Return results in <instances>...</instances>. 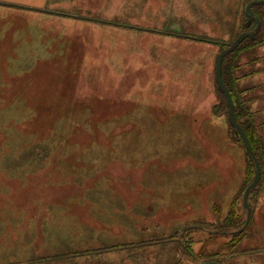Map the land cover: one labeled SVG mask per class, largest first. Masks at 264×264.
Wrapping results in <instances>:
<instances>
[{
  "label": "rangeland",
  "instance_id": "obj_1",
  "mask_svg": "<svg viewBox=\"0 0 264 264\" xmlns=\"http://www.w3.org/2000/svg\"><path fill=\"white\" fill-rule=\"evenodd\" d=\"M250 2L0 5V264L18 224L63 203L99 204L103 239L31 264H264V164L246 226L255 174L217 84L224 45L254 26ZM231 65L242 120L264 141V41ZM240 220L234 243L209 226Z\"/></svg>",
  "mask_w": 264,
  "mask_h": 264
},
{
  "label": "crops",
  "instance_id": "obj_2",
  "mask_svg": "<svg viewBox=\"0 0 264 264\" xmlns=\"http://www.w3.org/2000/svg\"><path fill=\"white\" fill-rule=\"evenodd\" d=\"M50 3L51 0H0L1 6L39 12L47 11ZM40 205L45 211L41 215L33 211L35 220L28 225L18 224L15 233L19 240L3 247L4 255L8 254L10 259L4 264H31L43 257H80L97 248L98 240H102V235L106 233V229L100 228L103 220L100 222L99 204ZM108 210L110 214L117 215L124 208H120L118 204H109ZM0 246L2 247L1 244ZM42 262L47 263L49 260L44 259L40 263Z\"/></svg>",
  "mask_w": 264,
  "mask_h": 264
},
{
  "label": "trees",
  "instance_id": "obj_3",
  "mask_svg": "<svg viewBox=\"0 0 264 264\" xmlns=\"http://www.w3.org/2000/svg\"><path fill=\"white\" fill-rule=\"evenodd\" d=\"M254 9H255V11H254ZM252 10L256 14V16H259V19H260L259 30L253 37H247L246 39H244L240 44H238L239 46L234 51L230 52L228 55L225 56V58L223 60L222 77H223V81H224L225 85L227 86V88L229 89V91L232 94V98L234 99L233 100L234 101V112H235L236 120L242 126V128L245 130L246 134L248 135V137L250 139V142H251V144L253 146L254 152L256 154V157H257V159H258V161L260 163L261 171H262L263 164H264V158H263V155H264V141L262 139H260L259 136L252 129V126L250 125L251 124V120H249L250 124L242 120V117H241V114H240V108L241 107H239L240 100L236 96L235 88H234V86L232 85V83L230 81V78H232V75H233V72L230 70V69H232L231 63L235 60V58H237V56L240 54V52L245 47H247L248 45H255V44L259 43V42L263 43V41H264L262 39L261 33H260L261 32L260 31L261 24H263V22H264V12H263L264 11V4L260 3L259 5L253 6ZM230 47H231V45L227 46V47L224 45V48L222 50H225V49L228 50ZM234 66H235V69L238 68L237 65H234ZM222 95L225 98L223 93H222ZM225 100H226V98H225ZM225 103H227V100H226ZM227 107H228V103H227ZM248 156H249V154H248ZM250 159H251V157H250ZM250 165H251V168L253 170V173L256 174V167H255V164H254L252 159L250 161ZM254 191H255V189L252 190L251 195H253ZM243 225H244V220H242V222L240 220L239 223H238V228L239 229L237 231H235V232L234 231H229V230H218V229L223 228L224 225H219V224H216V223H213V224H211L209 226H210L213 234L220 235L219 233H221V235H225V236H229L230 235L232 237V242L234 243V241L238 240V238H240L242 233L245 231L246 228L243 229L245 227ZM186 248L193 250L192 241H186ZM196 259H198V258L196 257ZM214 260L208 259L206 261H214Z\"/></svg>",
  "mask_w": 264,
  "mask_h": 264
},
{
  "label": "water",
  "instance_id": "obj_4",
  "mask_svg": "<svg viewBox=\"0 0 264 264\" xmlns=\"http://www.w3.org/2000/svg\"><path fill=\"white\" fill-rule=\"evenodd\" d=\"M264 4V0H252L246 8V15L247 17H250L252 20H254V26L249 32L242 33L239 38L236 40L234 44L231 45V47L228 50H222V52L219 54L217 59V84L219 86V90L224 94L227 103H228V117L230 124L232 128L234 129L235 134H237L241 140L244 142L247 153L253 160L255 167H256V174L254 181L246 188L244 195H243V206L246 210H248V219L246 222V226L250 222L251 214H250V208H249V196L251 195L252 190H254L257 185L259 184V181L261 179V166L260 163L256 157V154L254 152L253 146L250 142V139L248 135L246 134L245 130L242 128V126L237 122L234 112V99L232 98V94L225 85L222 77V67H223V60L226 55H228L230 52L234 51L244 39L247 37H253L259 30L260 27V19L259 16H256V14L252 11V7L259 4ZM204 264H220L217 261H211Z\"/></svg>",
  "mask_w": 264,
  "mask_h": 264
}]
</instances>
